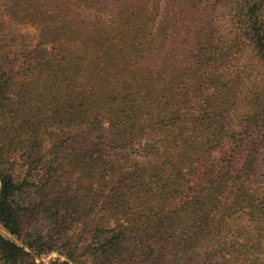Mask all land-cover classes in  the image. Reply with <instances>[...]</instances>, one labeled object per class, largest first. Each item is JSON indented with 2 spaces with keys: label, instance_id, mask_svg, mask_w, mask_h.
Instances as JSON below:
<instances>
[{
  "label": "trees",
  "instance_id": "obj_1",
  "mask_svg": "<svg viewBox=\"0 0 264 264\" xmlns=\"http://www.w3.org/2000/svg\"><path fill=\"white\" fill-rule=\"evenodd\" d=\"M0 227V264H264V0H0Z\"/></svg>",
  "mask_w": 264,
  "mask_h": 264
},
{
  "label": "rangeland",
  "instance_id": "obj_2",
  "mask_svg": "<svg viewBox=\"0 0 264 264\" xmlns=\"http://www.w3.org/2000/svg\"><path fill=\"white\" fill-rule=\"evenodd\" d=\"M20 33L22 34L23 38L26 40V42H31L32 45L36 44V31L33 27L30 26H23L20 28ZM0 234L18 245H22L19 241H17L14 237L10 236L8 233H6L1 227H0ZM55 259L62 260L63 258L55 253L50 254L48 256L44 257H36L35 260L37 263L40 264H49V262L54 261Z\"/></svg>",
  "mask_w": 264,
  "mask_h": 264
}]
</instances>
